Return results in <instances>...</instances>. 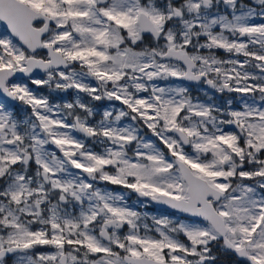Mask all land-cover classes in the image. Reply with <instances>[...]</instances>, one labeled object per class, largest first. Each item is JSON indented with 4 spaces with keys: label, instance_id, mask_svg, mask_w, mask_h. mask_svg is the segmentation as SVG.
Returning a JSON list of instances; mask_svg holds the SVG:
<instances>
[{
    "label": "snow or ice",
    "instance_id": "snow-or-ice-1",
    "mask_svg": "<svg viewBox=\"0 0 264 264\" xmlns=\"http://www.w3.org/2000/svg\"><path fill=\"white\" fill-rule=\"evenodd\" d=\"M0 25V264H264V0H0Z\"/></svg>",
    "mask_w": 264,
    "mask_h": 264
},
{
    "label": "rangeland",
    "instance_id": "rangeland-1",
    "mask_svg": "<svg viewBox=\"0 0 264 264\" xmlns=\"http://www.w3.org/2000/svg\"><path fill=\"white\" fill-rule=\"evenodd\" d=\"M2 30H3L2 25H0V31H2ZM257 72H258V70H257ZM40 78H43V76L40 75ZM93 83H95V82L93 81ZM161 83H163V82H161ZM170 83L180 84L174 80L170 81ZM29 87L32 88L34 91L42 93L44 95L49 94V89L47 87H44V86L38 87V86L32 85L30 82H29ZM190 91L194 97H199L201 100H207V98L209 96H211L215 99V101L217 103H221L224 99L238 95L235 93L229 94V95H224V96L219 95V94H213V93L209 94L203 88H200L199 90L190 89ZM78 96L82 100V102L88 104L90 107H92L98 113H102L104 108L111 107L113 104L115 105L116 108L121 107L120 102L108 101L106 99L101 100V101H95V100H92L91 97H89L87 94L77 93L76 90H74V89H69L67 92H53L52 93L53 102H55V103L74 102ZM11 105H13V104L12 103L10 104V110H13ZM14 106H15L14 110H15L18 118H24L28 115L27 106L22 105L19 102ZM99 119H100V116L97 115L95 117V120H99ZM125 123H128V121L125 120ZM141 135H144L146 138H150V139L156 141V138L154 136H152V133L146 127H142ZM81 138H83V137H81ZM156 142L159 144L158 141H156ZM89 143L91 144L92 142L89 141ZM161 147H162V145H161ZM97 150H99V149H97ZM186 150L191 151L190 148H188ZM97 186H99L101 188L106 187L107 189H109L111 191L124 194L125 198L127 200V203L130 206L135 207L136 210H138V211L148 213L149 217H151L152 215H156V216L167 215L173 219H177L176 216H174V215H168V214H164V213H161L158 211H154L153 209H151V207L149 206V203L147 201L139 199L138 197H136L132 194L131 190L125 189L122 186L110 185V184L106 185L104 182H99ZM147 222L149 223V225H151V219L150 218ZM218 256L220 257V254H218ZM219 257H217V258L219 259ZM218 259H217V261H218Z\"/></svg>",
    "mask_w": 264,
    "mask_h": 264
},
{
    "label": "flooded vegetation",
    "instance_id": "flooded-vegetation-1",
    "mask_svg": "<svg viewBox=\"0 0 264 264\" xmlns=\"http://www.w3.org/2000/svg\"><path fill=\"white\" fill-rule=\"evenodd\" d=\"M41 54H43V53H41ZM218 55H220V56H222L224 58H228V55L226 53H224L223 51H220L218 53ZM174 81H176V80H174ZM176 82H178V81H176ZM178 83H183V82H178ZM184 84H186V83H184ZM186 85L189 86L190 89H192V90H199L200 88H203L209 94L213 93V94H219V95H222V96L229 95V93H223V94H221V93L215 92V90H209V88H208L207 85L200 84V83H198L196 85H190V84H186ZM132 194L134 196H136V197L139 198V196L136 193L132 192ZM139 199L144 200V201H147L149 203V206L151 207V209H153L154 211H158V212H161V213H164V214H168V215H174V216H176L177 219H180V220H185L187 218L183 214L178 213V212H176V211H174L172 209L158 207V206L154 205L151 201H149L147 199H142V198H139ZM125 231H127V229H125ZM51 250L52 249L49 246H40V247L37 248V251H51ZM214 254H216L217 257H219L217 252H215ZM231 258L232 257H228V259H231ZM216 264H231V262H222V259H218V261L216 262Z\"/></svg>",
    "mask_w": 264,
    "mask_h": 264
},
{
    "label": "water",
    "instance_id": "water-1",
    "mask_svg": "<svg viewBox=\"0 0 264 264\" xmlns=\"http://www.w3.org/2000/svg\"><path fill=\"white\" fill-rule=\"evenodd\" d=\"M179 82H181V81H179ZM184 83H187V84H197V82H184ZM11 103L14 104V105H16L18 102H11ZM140 198L150 200L149 198H145V197H140ZM152 203L155 204V205H157L158 207L171 209L167 205H164V204H160V203H157V202H152ZM174 211H176V210H174ZM181 214H183L184 216L187 217V214H184V213H181Z\"/></svg>",
    "mask_w": 264,
    "mask_h": 264
},
{
    "label": "trees",
    "instance_id": "trees-1",
    "mask_svg": "<svg viewBox=\"0 0 264 264\" xmlns=\"http://www.w3.org/2000/svg\"><path fill=\"white\" fill-rule=\"evenodd\" d=\"M226 255V256H225ZM228 256L230 255H227V254H220V259H222L223 262H226V261H231L230 259H228ZM234 258V257H233Z\"/></svg>",
    "mask_w": 264,
    "mask_h": 264
}]
</instances>
